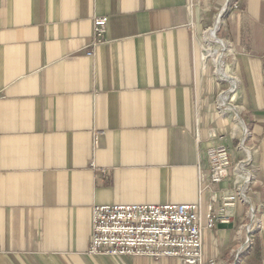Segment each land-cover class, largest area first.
<instances>
[{"label":"crops","instance_id":"1","mask_svg":"<svg viewBox=\"0 0 264 264\" xmlns=\"http://www.w3.org/2000/svg\"><path fill=\"white\" fill-rule=\"evenodd\" d=\"M246 133L254 183L204 230L205 264H264V0H0V264H184L91 256L93 209L200 204L206 223L236 187L209 183L208 152L237 163Z\"/></svg>","mask_w":264,"mask_h":264},{"label":"built area","instance_id":"2","mask_svg":"<svg viewBox=\"0 0 264 264\" xmlns=\"http://www.w3.org/2000/svg\"><path fill=\"white\" fill-rule=\"evenodd\" d=\"M231 8L239 10L238 2L228 1L222 15ZM107 17L93 21L92 42L87 56H94L95 50L106 40ZM249 134L246 133L239 150L245 158L234 163L229 148L218 145L208 152L210 184H220L233 176L235 191L222 197L218 214L210 211L204 223L201 205H105L93 209V235L89 249L91 256L111 257H148L156 260L177 258L184 264H205L203 261V233L214 229L218 224H229L231 215L228 210L237 202L247 203L246 192L251 189L254 177L250 170L254 151L247 146ZM247 240L242 253L253 248L252 236L261 224L250 210L249 222L245 225ZM209 264H213L210 262ZM233 264V263H231Z\"/></svg>","mask_w":264,"mask_h":264},{"label":"bare ground","instance_id":"3","mask_svg":"<svg viewBox=\"0 0 264 264\" xmlns=\"http://www.w3.org/2000/svg\"><path fill=\"white\" fill-rule=\"evenodd\" d=\"M213 32V31H212ZM215 32V31H214ZM213 39L216 41L217 39H216V37H215V35H213ZM218 41V40H217Z\"/></svg>","mask_w":264,"mask_h":264},{"label":"rangeland","instance_id":"4","mask_svg":"<svg viewBox=\"0 0 264 264\" xmlns=\"http://www.w3.org/2000/svg\"><path fill=\"white\" fill-rule=\"evenodd\" d=\"M219 25V24H218Z\"/></svg>","mask_w":264,"mask_h":264}]
</instances>
